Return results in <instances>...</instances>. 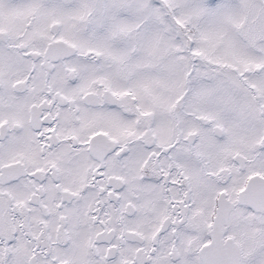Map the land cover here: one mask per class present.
<instances>
[{
  "label": "snow or ice",
  "instance_id": "snow-or-ice-1",
  "mask_svg": "<svg viewBox=\"0 0 264 264\" xmlns=\"http://www.w3.org/2000/svg\"><path fill=\"white\" fill-rule=\"evenodd\" d=\"M0 264H264V0H0Z\"/></svg>",
  "mask_w": 264,
  "mask_h": 264
}]
</instances>
